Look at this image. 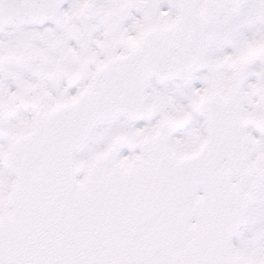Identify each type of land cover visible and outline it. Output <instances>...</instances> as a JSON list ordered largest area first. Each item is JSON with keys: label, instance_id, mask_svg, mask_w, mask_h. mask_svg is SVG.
<instances>
[{"label": "snow or ice", "instance_id": "snow-or-ice-1", "mask_svg": "<svg viewBox=\"0 0 264 264\" xmlns=\"http://www.w3.org/2000/svg\"><path fill=\"white\" fill-rule=\"evenodd\" d=\"M0 264H264V0H0Z\"/></svg>", "mask_w": 264, "mask_h": 264}]
</instances>
